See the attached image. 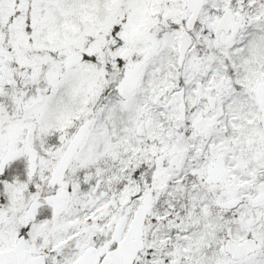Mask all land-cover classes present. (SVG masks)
Returning <instances> with one entry per match:
<instances>
[{"label": "snow or ice", "instance_id": "1", "mask_svg": "<svg viewBox=\"0 0 264 264\" xmlns=\"http://www.w3.org/2000/svg\"><path fill=\"white\" fill-rule=\"evenodd\" d=\"M0 264H264V0H0Z\"/></svg>", "mask_w": 264, "mask_h": 264}]
</instances>
